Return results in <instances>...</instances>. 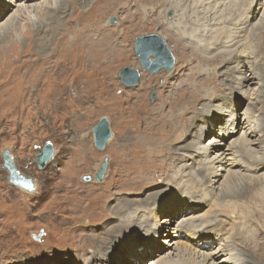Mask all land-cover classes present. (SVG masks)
Listing matches in <instances>:
<instances>
[{"label":"bare ground","instance_id":"1","mask_svg":"<svg viewBox=\"0 0 264 264\" xmlns=\"http://www.w3.org/2000/svg\"><path fill=\"white\" fill-rule=\"evenodd\" d=\"M159 1L164 0H0V20L11 5L16 9L9 19L22 14L28 20L35 21L36 13L49 10L50 17L43 13L46 18L38 21L33 32L35 36L45 37V33L41 31L42 26H47V31L50 30L53 35L58 34L54 31L60 30L61 26H71L70 38H67L65 33L57 38L62 47L58 51V60L61 62L56 68L58 77L75 73L78 78L77 83L74 84L76 89L102 90L99 93L101 95L99 101L90 106V111L103 101L106 105H115L117 111H121V107L123 109L127 107V112L133 118L134 123L131 121V125H122L121 131L116 128L119 144L113 151V156L117 152L142 150L145 144L153 141V145L147 148V154L138 157L136 161L130 155L132 152L121 154L118 159L124 157L135 161L123 174V178H126L128 183L139 186L138 191L155 183L171 181L173 176L170 178L168 174L173 170H169L171 164L169 161L175 162V168L178 162L181 163L188 157L177 148L180 147L178 146L180 142L192 136L191 133L196 125L201 133H205V137L211 134L205 141L217 148L215 151L209 150L213 154L209 155L206 152L207 145L203 143L205 141L198 140L200 136H196L198 143L191 149L192 163L187 171L178 177L177 187L168 185L170 188L164 195L168 203L172 202L173 205L166 207L165 204L160 203L162 210L159 214L167 213L166 218L172 221L170 226H168L170 221L162 222V224L168 222V225L155 224L156 217L152 212L157 205L153 207L151 201H147L151 208L142 206L146 202L141 201L140 198L130 199L127 196L112 217L117 223L107 230V237L101 240V249L91 256H87L84 249H79L76 260L69 261L71 264H79L82 261V264L116 263L117 259L113 258L114 252H105L111 242L110 239L114 237L113 241L121 238L116 244L121 246V253L126 258L127 264H142L144 256L149 258L145 264H213V262L208 263L212 256L221 257L219 259L221 264H264V232H258V229L264 228V98L261 95L264 87V38L257 41L254 37L255 30L264 23V0H258L257 3V0H242L236 18L227 13V6L235 0H165V10L169 7L175 11L174 18L170 21H166L164 16L163 19L158 16L151 18L150 14L156 10V5L161 4ZM187 1L190 4L185 8L183 5ZM146 2L149 4L148 8L143 5ZM255 4L257 6L254 9ZM74 6L79 13L73 21L72 18L70 19L69 11ZM119 10L125 12V18L130 17L137 23L148 20H152L154 24L160 23L161 28L150 23H146L145 27L158 26L168 32L170 40L182 45L179 50L175 45L178 55L177 74L173 82L168 81V78L164 79L162 85L167 93L163 99L159 96L158 103L149 104L145 98L150 79L155 76H149L147 80L143 78L140 84L141 93L136 92L137 90L129 91L128 97L120 101L117 95L103 89L107 84L103 75L100 76L95 72L96 79L93 81L83 76L84 71L90 68L96 67V71H102V67L97 64V61H100L99 57L102 55L108 57L112 53L113 44L110 41H101L105 38V31L99 26L107 27L104 24L106 16L119 14L117 13ZM259 12H261L259 20L249 28L251 21ZM60 14L68 15L63 25ZM120 17L123 16L119 14V19ZM106 38L108 40V37ZM39 46L41 49L43 47L46 49L48 44L45 42ZM187 50L192 57L184 64H179L178 61ZM54 52L53 50V54ZM204 53L210 56H205ZM196 56L203 61L191 62ZM109 61L108 59L106 63ZM33 62L32 60L25 64L23 69L25 75L36 83L40 75L45 76L47 68L43 67L46 63L44 61L41 65ZM201 63L212 68L222 65V72L225 73L223 80H229L231 86L235 88L229 100L213 104L220 97L219 93L223 89L213 78L214 72L198 71ZM229 63L240 64L241 69H237V76L231 75ZM35 69L39 73L34 71ZM87 74L91 73L87 72ZM157 77L161 78L160 75ZM250 89L254 94L253 97H249ZM238 95L246 99L249 97L246 108L241 109V112L236 101L244 98L235 100ZM255 111L261 113L262 119L256 120L253 117ZM199 120L206 124H198ZM225 144L230 157L222 151ZM150 149L153 150L149 154ZM134 165L141 170L139 171L138 167L134 169ZM224 171L227 174L221 184V192H226L228 189L233 179L231 176H235L237 182H244L240 188H247V193L242 197L230 198L235 204V214L233 212L228 216L224 212L227 200L223 198L211 209L210 216L193 217V210H202L201 203L205 206L210 205L211 198L207 190L203 191V189L196 194L192 190L185 189L184 182L202 174L208 180L206 189L213 188L219 178L224 177ZM247 181L258 183L249 190ZM124 183L123 181L121 186ZM134 201L138 203L133 205ZM240 201L243 202L236 205V202ZM251 203L253 210L249 213L247 208ZM118 204L119 202H116V205ZM171 208L173 214L170 212ZM252 220H257L259 223L248 225ZM131 228L137 234H133ZM161 242L165 244L164 248ZM106 255L109 259H103ZM53 259L56 262L47 260L45 264H57L58 260Z\"/></svg>","mask_w":264,"mask_h":264},{"label":"rangeland","instance_id":"2","mask_svg":"<svg viewBox=\"0 0 264 264\" xmlns=\"http://www.w3.org/2000/svg\"><path fill=\"white\" fill-rule=\"evenodd\" d=\"M159 2L161 4L156 5V10L150 14L151 18L158 16L163 19L164 16L166 21L172 20L175 14L174 9L168 7L165 10V0ZM189 4L187 1L183 7L188 8ZM241 4L242 0H235L234 3L227 6V13L236 18ZM143 5L145 8L149 7L148 2ZM256 6L255 4L254 9ZM74 8L76 6L71 8V12L69 11L70 19L72 18L73 21L76 20L79 13L77 8L73 12ZM15 9V6L12 5L8 7L6 14L0 20V26H4L0 28V264H45L47 260L53 262V258L58 260L57 264H71L69 260H76L79 249H84L87 256L95 254L101 249V240H105L107 237V230H110L111 225L117 223L116 219L112 217L127 196L130 199L140 198L141 201L146 202L142 206L151 208L147 201H151L153 207L157 205V208L152 212L156 217L155 224L157 226L168 225L170 220L166 218L167 213L159 214L162 210L160 203L165 204L166 207L173 205L172 202L168 203V199L164 198L166 191L170 188L168 185L177 187L179 184L178 177L181 173H185L192 163L191 149L198 143L196 136H200L198 140L205 141L211 134L205 137V133H201L196 125L193 133H191L192 136L190 138L188 136L178 144L180 147L177 149L188 157L183 162H178L175 168V162L169 161L171 162L169 170H173L168 174L170 178L173 176L171 181L155 183L138 191L139 186L128 183L126 178H123V174L128 171V168L135 163L138 157L147 154V148L153 145V141L145 144L142 150L117 152L113 156V151L119 144L116 128L121 131L122 125H131L130 122H133V118L127 112V107L124 109L121 107V111H117L115 105H106L101 101L90 111V106L99 101L101 97L99 93L102 90L76 89L74 87L78 80L76 74L71 73L59 78L56 69L61 65L60 60H58V51L62 48L61 42H58L57 38H60L64 33L67 38H70L71 26H61L60 30L54 31V33H58L57 35H53L50 30L48 32L47 26H42L41 31L45 33V37L35 36L33 32H35L38 21L41 18L45 19L46 15L49 18V10L36 13L35 21L28 20L22 14H17L16 18L9 19ZM117 13L123 17L119 19V14H109L104 20L107 27L99 26L105 31V38L101 41L106 40L113 44L112 53L108 57L104 55L99 57L100 61H97V64L102 67V71H96V67L90 68L84 71L83 76H87L93 81L96 79L95 72H98L100 76L103 75L107 83L103 89L117 95L118 101L127 98L132 91L137 90L136 92L141 93L140 84L143 78L147 80L149 76H155L150 79L145 98L149 104L158 103L159 96L163 99L167 93L166 88L162 85L164 79L168 78V81L173 82L174 76L177 74L178 55L175 45L178 50L182 45L170 40L168 32L160 29L161 24L158 22L154 24L152 20H148L137 23L132 21L130 17L125 18V12L119 10ZM260 15L261 12L251 21L249 28L259 20ZM60 18L63 25L65 24L63 21L68 18V15L60 14ZM146 23L159 25L160 28L150 25L145 27ZM147 33H155L164 39L174 58V64L170 70L161 68L158 72L151 73L140 66L134 52V38L137 35ZM254 37L257 41L264 38V23L255 30ZM39 41L42 43L40 44ZM45 42H47L48 47L41 49L39 45H43ZM53 50L55 51L54 54ZM203 55L210 56L206 53ZM191 57V53L187 50L178 63L184 64ZM108 59L110 61L106 63ZM150 59H153V56ZM192 59L191 62L193 63L203 61L199 56ZM32 60L33 63L36 62L39 65L43 61L46 62L43 67L47 68V73L44 74L47 76L40 75L39 81L36 83L25 75L23 69L24 65L32 62ZM123 66H130L138 70L139 80L137 84L127 86L121 82L118 72ZM199 67V72H214L213 78L222 86L223 90L219 93L220 97L213 104H220L219 102L222 100H229L235 88L231 86L229 80H223L225 73L222 72V65L212 68L201 63ZM228 67L231 69L232 76H237V69H241L240 64L237 65L236 63H229ZM34 71L38 72L37 69ZM87 72L91 74H87ZM157 75H160L161 78L159 79ZM252 87L254 88V86ZM262 90L264 92V87ZM151 92H154L153 99H150ZM248 92L249 97L254 96L251 89ZM263 92L261 95L264 98ZM249 97L246 99L241 95L236 96L235 100L244 98V100L236 101L240 112L241 109L246 108ZM102 116L107 117L113 137L110 138V142H108L109 140L106 142L103 149H98L93 144L91 128ZM260 116L261 113L253 112V117L256 120L262 119L263 116ZM199 121L198 124H206L204 121ZM45 141L52 142L54 153L42 168H38L35 156L40 152ZM203 143L207 145L206 152L209 155H213L209 150H217L216 147L207 144V141ZM226 148L227 144L222 151L227 157H230ZM5 149H8L12 154L18 172L33 181L31 191H26L9 182L8 171L3 167L1 159V153ZM152 150H149V154ZM121 154H130L135 158V161L124 157L118 160ZM104 159L107 160L106 172L102 180L97 181L95 174ZM136 167L138 166H133L134 169ZM138 169L141 170L140 167ZM223 174L224 177H220L214 187L209 189H206L208 180L202 174L191 177L189 181L184 182L185 189L192 190L196 194H199L198 192L203 189V191L207 190L211 198L210 205L205 206L201 203L200 208L202 210H193V217L210 216L211 209L223 198L227 200L223 209L224 212L229 216L235 211V204L230 198L242 197L247 193V188H240L244 182H237L235 176H231L233 179H231L228 189L226 192H221V184H223L227 173L224 171ZM85 177H89V179L85 180ZM123 181L125 183L121 186ZM257 183L247 181L248 189L254 188ZM116 202L119 204L116 205ZM242 202H236V205ZM137 203L138 201H134L133 205ZM179 206L178 204V208ZM252 207L251 203V206L247 208L249 213L253 210ZM170 212L174 213L172 208ZM163 221L168 222L162 224ZM258 223L259 221L252 220L248 225ZM171 224L172 221L168 226ZM131 232L137 234L133 228H131ZM258 232H264V228L258 229ZM113 238L110 239L111 242L104 251L114 252L113 258L117 259L114 264H127L126 258L121 253V246L116 244L121 238L116 241H113ZM162 238L164 237L162 236ZM197 242L200 243V241ZM164 246L165 244L162 243L163 248ZM111 253L109 254L111 255ZM220 258L212 256L208 263L221 264ZM103 259H109V256L106 255ZM142 259V264L149 260L148 256H144Z\"/></svg>","mask_w":264,"mask_h":264},{"label":"water","instance_id":"3","mask_svg":"<svg viewBox=\"0 0 264 264\" xmlns=\"http://www.w3.org/2000/svg\"><path fill=\"white\" fill-rule=\"evenodd\" d=\"M133 47L142 69L148 70L151 73H156L161 68L170 70L174 64V58L164 39L155 33L137 35L134 38ZM151 56H153V59H150ZM118 76L120 77L121 82L127 86L135 85L139 80L138 70L130 66H123L119 70ZM153 98L154 92H151L150 99ZM91 130L93 133L94 146L98 149H103L106 142L112 137L107 117H100L97 123L92 126ZM53 153L54 148L52 142L45 141L40 152L35 156L38 168H42L53 156ZM1 159L3 167L8 171L9 182L28 191L33 188V181L18 172L13 156L8 149H5L1 153ZM106 168L107 160L104 159L100 164L99 170L95 174V179L97 181L102 180ZM84 179L88 180L89 177H85Z\"/></svg>","mask_w":264,"mask_h":264}]
</instances>
